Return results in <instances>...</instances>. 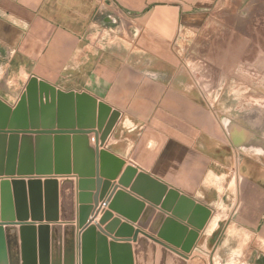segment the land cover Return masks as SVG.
<instances>
[{
    "label": "crops",
    "instance_id": "crops-1",
    "mask_svg": "<svg viewBox=\"0 0 264 264\" xmlns=\"http://www.w3.org/2000/svg\"><path fill=\"white\" fill-rule=\"evenodd\" d=\"M222 2L237 8L243 0H0V100L13 107L29 80L36 78L64 92L87 93L118 111L119 118L104 145L98 143V151L112 154L124 165L97 208L93 201L89 204V225H97L108 211L111 219L150 235L103 206L116 186V191L159 212V206L118 184L129 166L211 210L192 252L214 240L219 222L211 231L207 227L217 205H222L228 210L227 229H234L231 240L238 242L241 262L264 264V146L257 149L256 157L239 154L235 147L239 143L230 139L223 123L201 101L187 95L185 75L171 60V44L180 33L199 32ZM241 49L239 45L226 50L233 65L240 62ZM87 137L94 150V134ZM53 180L72 182L75 219L48 225L75 228L77 260L82 232L77 216L80 179L71 174ZM69 193V187H64L65 213L70 211ZM86 193L93 198L95 190ZM118 202L129 213L135 211L122 199ZM153 221L154 216L149 225ZM45 223L35 222V226ZM163 226L164 221L159 229ZM111 237L107 236L108 242ZM226 241H230L228 234Z\"/></svg>",
    "mask_w": 264,
    "mask_h": 264
},
{
    "label": "water",
    "instance_id": "water-1",
    "mask_svg": "<svg viewBox=\"0 0 264 264\" xmlns=\"http://www.w3.org/2000/svg\"><path fill=\"white\" fill-rule=\"evenodd\" d=\"M118 118V111L87 93L64 92L36 78L29 80L13 107L0 100V264H188V255L211 210L133 167L124 169L118 184L159 206V212L128 193L116 191V186L103 206L147 229L150 235L118 218L111 219L108 211L97 225H89V204L93 201L97 208L124 165L112 154L98 151V143L104 145ZM91 133L94 150L88 146L87 134ZM71 174L80 179L77 216L82 232L77 260L75 228L70 224L48 225L75 219L72 182L53 180V176ZM64 187L70 191L67 213L63 209ZM93 190L92 198L86 192ZM120 199L136 207L135 211L129 213L121 207ZM35 222L46 223L36 227ZM112 234L108 242L107 236Z\"/></svg>",
    "mask_w": 264,
    "mask_h": 264
},
{
    "label": "rangeland",
    "instance_id": "rangeland-1",
    "mask_svg": "<svg viewBox=\"0 0 264 264\" xmlns=\"http://www.w3.org/2000/svg\"><path fill=\"white\" fill-rule=\"evenodd\" d=\"M233 6L222 2L199 32L180 33L171 44V60L185 75L187 95L223 123L230 139L239 143L235 146L239 154L256 157L264 146V0H243L239 7ZM239 45L244 52L233 65L226 50ZM227 211L217 205L211 218L220 224L217 235L191 252L188 264H243L238 242L231 240L234 229H227L231 223Z\"/></svg>",
    "mask_w": 264,
    "mask_h": 264
},
{
    "label": "bare ground",
    "instance_id": "bare-ground-1",
    "mask_svg": "<svg viewBox=\"0 0 264 264\" xmlns=\"http://www.w3.org/2000/svg\"><path fill=\"white\" fill-rule=\"evenodd\" d=\"M228 59V58H227ZM228 61V60H227ZM231 63V62H230ZM216 218V217H215ZM217 224V219H213L211 220V222L209 223L207 230L211 231L213 228H215ZM210 233V232H209Z\"/></svg>",
    "mask_w": 264,
    "mask_h": 264
},
{
    "label": "built area",
    "instance_id": "built-area-1",
    "mask_svg": "<svg viewBox=\"0 0 264 264\" xmlns=\"http://www.w3.org/2000/svg\"><path fill=\"white\" fill-rule=\"evenodd\" d=\"M91 140L93 141L94 139L92 138Z\"/></svg>",
    "mask_w": 264,
    "mask_h": 264
}]
</instances>
